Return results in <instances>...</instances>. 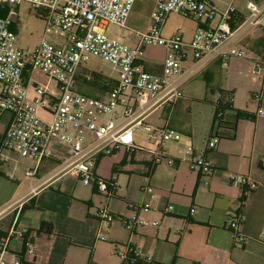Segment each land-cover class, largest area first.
<instances>
[{
    "label": "built area",
    "instance_id": "obj_1",
    "mask_svg": "<svg viewBox=\"0 0 264 264\" xmlns=\"http://www.w3.org/2000/svg\"><path fill=\"white\" fill-rule=\"evenodd\" d=\"M154 1L149 29L135 31L136 42L131 45L109 38L106 30L111 24L126 28L137 0H0V11L28 3L41 12L47 23L41 44L27 52L17 45L15 14L10 11L7 16L0 15V118L3 114L11 116L9 124L0 130V173L11 161L9 153L33 160L34 166L25 171L31 180L37 177L44 160L57 161L63 175H72L85 186L95 185L105 197L98 210L103 222L120 221L131 233L138 228L157 227L159 222L114 214L110 201L117 190V176L109 180L97 176V160L123 148L146 149L153 166L163 162L175 166L177 161H184L201 176L214 174L215 167L206 153L199 155L193 145L187 150L180 148L179 156L168 154L166 148L181 144L184 136L170 127L153 126L148 119L157 110L178 104L184 97V84L203 74L211 64L246 58V50L235 43L252 30H264V0H248L244 18L236 0L225 11L218 9L216 0ZM171 14L198 23L189 43L180 34L164 36ZM148 48L165 50L161 72L145 69ZM93 58L118 71L115 83L102 98L78 90L80 71ZM253 62V75L264 78V58ZM226 101L234 104L233 96ZM217 117L221 119L223 113ZM257 117L264 118V107L259 108ZM137 135H145L146 140L137 144ZM215 145L210 141L207 149ZM229 183L245 192L259 187L241 174L230 175ZM38 188L32 186L30 195H35ZM142 192L150 201L158 198L148 183ZM151 209L150 203L135 207L139 212ZM172 212V206L164 209L165 215ZM243 221L244 216L237 213L228 222L238 244L245 241L239 234ZM14 237L23 241L28 258H35L39 252L38 232L18 224L0 241V264H34L10 254ZM114 251L120 260L131 264H160L153 254L144 253L132 242L116 244Z\"/></svg>",
    "mask_w": 264,
    "mask_h": 264
},
{
    "label": "crops",
    "instance_id": "obj_2",
    "mask_svg": "<svg viewBox=\"0 0 264 264\" xmlns=\"http://www.w3.org/2000/svg\"><path fill=\"white\" fill-rule=\"evenodd\" d=\"M215 4L218 7L216 1ZM239 11L243 18L247 15L246 6L245 11ZM237 43L253 48L250 60L264 58V30H252ZM165 53L162 48H148L145 69L161 72ZM86 67L82 70H86ZM221 68V63H213L200 75L204 81L210 79V89L214 87L213 70ZM79 77L82 78L78 84L79 91H94L86 87L88 82L84 81L85 76L80 73ZM115 80L109 79L111 83L108 86L100 83L106 89L103 94H85L105 97L108 87ZM182 104L183 99L172 108L160 109L164 110L160 117L166 121L164 125L181 134L179 113ZM214 104L211 103L212 107ZM233 106L234 112L226 115L228 127L236 120L237 111L250 113L238 108L235 100ZM214 111L215 108H212L208 126L211 139ZM0 120L1 127H5L11 116L3 114ZM257 121L258 118L255 121L239 120L234 139H220L224 143L215 145L211 150L205 144V149L201 150H205L215 167L211 176L199 175L184 161H177L175 166H168L164 162L153 166L146 149L130 151L123 148L111 155L101 156L97 160L96 175L106 180L118 175L115 197L110 201L112 212L126 219L137 215L141 219L159 222L157 227L138 228L133 233L126 230L120 221L112 224L103 222L98 216L99 209L94 214L93 198L88 200L77 195L73 181H81L72 175H63L62 166L57 161L44 160L37 177L31 180L26 178L25 171L34 166L33 160L9 153L11 161L0 173V241L18 224L37 231L40 250L35 258L25 256L23 241L18 237L12 238L9 246L11 255L34 264H131L120 260L114 251L116 244L129 242L144 253L153 254L160 264H264V130L257 126ZM241 122L255 125L249 150L244 146L230 148L226 144L238 140ZM182 135L189 136L185 133ZM190 138L181 144L168 146L167 153L179 156L182 146L193 144ZM142 140H146L145 135L136 136L137 144ZM232 174L249 176L259 187L245 192L229 183ZM10 175L14 178H10ZM122 175H126L128 182L124 195L118 185ZM6 180L12 181L15 186L5 189L3 183ZM147 183L155 188L158 196L155 201H150L142 192ZM32 186H39L33 196L30 195ZM93 186V195L102 197L103 204L105 197ZM131 187L136 192L133 198L129 197ZM147 203L152 206L150 212L135 210L137 205ZM131 204L132 209L129 208ZM167 206L173 207L169 215L164 214ZM237 213L244 216L239 234L245 241L240 244L235 232L228 228L229 219ZM51 225L52 233H48Z\"/></svg>",
    "mask_w": 264,
    "mask_h": 264
},
{
    "label": "rangeland",
    "instance_id": "obj_3",
    "mask_svg": "<svg viewBox=\"0 0 264 264\" xmlns=\"http://www.w3.org/2000/svg\"><path fill=\"white\" fill-rule=\"evenodd\" d=\"M247 1L248 0H236L235 5L238 9L245 11ZM216 2L218 3V9L220 11H225L227 5L230 4L232 0H216ZM154 9V0H137L127 27L123 28L116 24L109 25L106 30L108 37L133 45L135 43V31H146L149 29L151 25V15L154 12ZM10 11L15 14V24L13 26V30L17 33V45L27 52L33 51L41 44L46 32L47 23L42 18L41 12L33 8L28 3H23L14 7H6L4 9L6 16ZM218 21L219 18L213 22V25H217ZM197 26L198 23L191 18H187L183 15L171 14L167 19L164 36L171 37L173 35L180 34L183 36L184 41L189 43L193 38ZM235 45L238 48L245 49L247 57L230 58L228 62L222 65L221 69H214L213 73L215 79L213 83L214 87L212 89L209 88L206 81H204V79L200 76L188 81L183 86V104L180 106L181 109L179 113L181 116L182 127L179 131H181L182 134L185 133L192 137L194 144L193 145L191 143L189 146H187V144L182 146L184 150H187L193 145L196 152L200 155L204 154L205 150L201 149H205V144L208 145L210 141L215 142L218 146L224 143L223 141L211 139L208 133V126L211 117L210 114L212 112V108H214L211 103L218 102L222 94H226L227 92L231 93L232 96H234L235 105L238 108L248 110L256 116L259 108L264 107V97H258L259 95H264V78L255 77L252 73L254 62L253 60H250V57L251 52L254 50L250 46H245L244 44L240 45L237 42ZM86 68V70H81L80 73L89 79L88 86L86 87H88L89 90L94 91L88 92L86 90L84 93L91 95L96 94V92L103 94V90L105 88H103L101 84H107L108 86L111 83L108 81L109 79H117L118 77L117 70L96 58L91 59ZM101 81L103 82L100 84L99 82ZM163 111L164 110H160L156 113L148 120V123L156 127H165L164 122L166 121L160 118ZM257 118V126H261L260 128L264 130V118ZM1 129L0 121V130ZM254 129L255 125L253 123L241 122L237 138L238 140L236 142L226 144L230 148L237 149L239 147L243 148L244 146L247 150H249L254 138ZM189 136H184L183 140L187 141V139H191ZM73 182L77 189V195L88 200L93 198L92 210L95 214L101 207V203L103 201L102 197L93 195V185L85 186L78 181ZM118 185L123 189L122 195H124V191L128 185L126 175H122L120 182L118 179ZM3 186L6 189V187L10 188L15 186V183L6 180L3 183ZM135 194V190L131 187L129 197L133 198ZM129 208L132 209V204L129 205Z\"/></svg>",
    "mask_w": 264,
    "mask_h": 264
},
{
    "label": "trees",
    "instance_id": "obj_4",
    "mask_svg": "<svg viewBox=\"0 0 264 264\" xmlns=\"http://www.w3.org/2000/svg\"><path fill=\"white\" fill-rule=\"evenodd\" d=\"M1 16H6V13L3 11H0ZM207 84L210 88V79L206 78ZM97 82V81H96ZM103 81L99 82L102 83ZM97 84V83H96ZM232 95L231 93L227 92L226 94H222L220 100L214 104L215 108V115H214V123L212 128V138L215 140H220L223 138L227 139H234L236 137V126L237 122L239 120H252L255 121L257 119L256 115H251L248 112H241L237 111L236 120L231 124V127H228L226 125V115L230 112H234V104L227 103V98ZM223 113V117L219 119L217 117L218 113ZM224 131H227L226 133ZM224 132V133H223ZM48 233H52V225L49 226Z\"/></svg>",
    "mask_w": 264,
    "mask_h": 264
}]
</instances>
